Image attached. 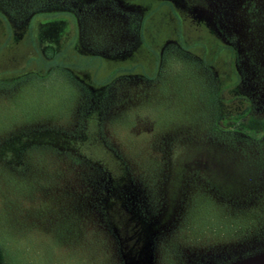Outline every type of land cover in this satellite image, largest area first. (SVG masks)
<instances>
[{
  "label": "rangeland",
  "instance_id": "rangeland-1",
  "mask_svg": "<svg viewBox=\"0 0 264 264\" xmlns=\"http://www.w3.org/2000/svg\"><path fill=\"white\" fill-rule=\"evenodd\" d=\"M223 113L264 121V0H0L6 261L264 264V130Z\"/></svg>",
  "mask_w": 264,
  "mask_h": 264
},
{
  "label": "trees",
  "instance_id": "trees-1",
  "mask_svg": "<svg viewBox=\"0 0 264 264\" xmlns=\"http://www.w3.org/2000/svg\"><path fill=\"white\" fill-rule=\"evenodd\" d=\"M38 16L40 17L41 15H35L34 18ZM113 80L114 79H109L107 84H110L111 82H113ZM244 118L245 116H239L237 119H230V117L228 118V116H226V113H223L220 116V119H219L220 123L218 127L221 128L222 126V129L224 128L226 130H229L230 131L229 133H232V134L233 133L243 134L246 138H248L249 140H252V137H251L253 136L252 134H255L257 132H261L264 130V121L262 123L259 122L258 125H253L249 120L248 121L244 120ZM0 264H9L6 261L5 253L3 249L1 248V246H0Z\"/></svg>",
  "mask_w": 264,
  "mask_h": 264
}]
</instances>
